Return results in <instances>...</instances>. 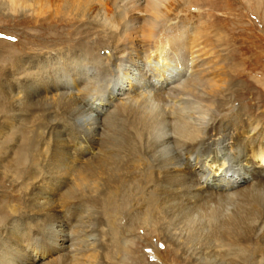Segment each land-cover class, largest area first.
Listing matches in <instances>:
<instances>
[{"label": "bare ground", "instance_id": "bare-ground-1", "mask_svg": "<svg viewBox=\"0 0 264 264\" xmlns=\"http://www.w3.org/2000/svg\"><path fill=\"white\" fill-rule=\"evenodd\" d=\"M195 1L0 0V16L54 22L43 44L62 47L13 63L11 108L44 119L54 144L39 164L0 156V177L17 182L12 165L33 181V218L0 227V264H36L47 251L50 264H121L140 230L163 234L189 264H264V168L252 161L264 162V117L234 106L243 74L225 54L205 56L210 15H191ZM77 22L99 28L104 46L57 30Z\"/></svg>", "mask_w": 264, "mask_h": 264}, {"label": "rangeland", "instance_id": "rangeland-1", "mask_svg": "<svg viewBox=\"0 0 264 264\" xmlns=\"http://www.w3.org/2000/svg\"><path fill=\"white\" fill-rule=\"evenodd\" d=\"M234 1L232 4L231 0H227V1L198 0L197 2L195 1V3L192 4L193 6L190 10V13L193 16L200 14V16L203 18H205V16L208 14L210 15L209 19H207V23L210 28L207 30L209 35L207 38L208 46L206 47L207 53H205V56H212L211 54L213 53L215 54L221 53V55L225 54L224 57L222 56V58L225 59L223 61L231 65H235V66L237 65L235 68L238 69L237 67H239L240 69L239 72L241 71L240 73L243 74V76L242 75L240 77L237 76L234 79V83L240 84L243 86V88H245L244 91L241 92V95L237 97L238 101L235 102L234 106L237 108V106L240 107L242 105L243 108H245L246 110H250L254 116L261 114L264 117V5L262 3L256 2L255 0H234ZM143 15L144 14H140L139 12L137 13L135 12L134 14V16H142V17ZM30 16L31 15L28 16V14L25 15L22 13L15 14L13 16L10 15L6 16V14L0 16V73H1L0 86L3 84L0 87V115H1L0 116V125H1L0 154L1 155L0 156L2 157L4 156L2 154L5 153L8 154L9 152H11L9 155L10 156L12 155L11 158L13 159L14 158L13 152L16 153L23 152L26 158L28 157L30 163L32 162L35 164H39V162H41L42 160L50 159V154L53 149L52 146L54 144V141L52 142L53 133H51L52 130L50 131V129H47L45 125H43L46 124L44 123V119L38 120L39 117L37 116V114L15 115V111H14L15 109L14 110L12 109L14 108L13 107L14 104L12 102L13 98H10L11 97L10 88L12 91V88L14 86V84L11 83L13 81L12 80L13 73L11 72L12 70H14L13 63L15 64V62L20 63L22 61H25L27 63L26 65L30 67L32 64H34L32 59H37L38 61L45 58V56L46 58L50 57L52 55H49V53L52 52V50L56 51L62 47L56 45L54 41L51 42L52 44L48 43L49 48L45 49L44 47L45 43L43 44V42L49 40V37L45 36V32H44L46 31L45 27L52 26L50 30L51 33H53L55 31V26H54L55 24L54 22L51 24L50 22L43 20L42 21L34 20L35 17L31 16L33 18L32 19ZM82 23L83 22H77L76 24L73 25V27H70V29L69 27H64L62 29L61 27H59L57 30L58 31L64 30V32L68 30V32H70L69 36L71 35L70 36L71 38L68 41L80 37L79 40L83 41V42L80 41L81 43H83L81 44V47L94 45L95 43L100 42V38L102 35L100 33L99 28L91 24L89 25L88 22H85L84 23L85 25L82 26ZM87 28L89 29L90 32L89 34H86V36H84V30ZM74 30L75 31L78 30V33L79 32L80 33L77 36H75L73 32ZM211 34L215 35L216 37L211 36ZM65 43L67 45V42ZM99 44H101L102 47L104 46L103 42H100ZM217 45H219V47H217ZM69 46L70 48H72L73 44L71 43L69 44ZM63 48L66 49L67 47H63ZM194 50L195 49L192 46L187 47V51L189 53L190 52L193 53ZM211 50L212 52L210 54L209 51ZM203 51L206 52L205 50ZM44 54L46 55L44 56ZM30 59L32 63H30ZM1 96L4 100L1 98ZM1 108H3L2 109L3 112L1 111ZM5 108H6V112H5ZM21 123H25V124H22L23 126H21ZM5 126L7 128H4ZM39 126L42 129L44 128L46 130L45 131L46 135L43 133L44 137L37 136L36 138L38 140L37 139L31 140L30 133L35 132V130H37ZM27 129L30 131H28ZM2 133H4L5 136H2L3 135ZM28 134L29 136H26ZM31 141L32 142L36 141L33 143V147L29 146L30 143H32ZM18 144H20L22 148L20 145L18 146ZM86 146L88 145L85 144L83 149L85 151H91V150H87L88 148ZM43 156L45 157L43 158ZM11 158L4 157L3 159H6L7 161H9L10 164H12ZM252 161L253 163L260 164V166L264 168V162L260 163L256 159H253ZM29 162L26 166L31 167L32 165ZM5 168L8 170L9 174L15 173L17 179L19 180L17 182L12 183L11 181H9V179H7V177H0V181H1L0 182V227L1 226L4 227V226H8L9 224L10 225L12 224L13 228L20 229L24 227V224L26 223L29 217L33 218L32 211L29 210V208L27 207L30 204L28 202L27 195H29V192L33 189V181L29 179L30 177L25 176V174L22 171L20 172L17 171V173L16 171L10 172L11 170H14L12 165ZM36 174H39V172ZM103 213H104L103 207L99 206L96 210L97 216L99 218L100 217L104 218L103 216H101L103 215ZM98 222H100V219ZM96 229L99 231L98 233L99 237L103 236L102 238H105V233H106L105 227L99 223L96 224ZM136 235L137 237H139V239L135 240L133 244L134 247L130 245L132 252L131 254H129V256L125 257L127 260H124V262L121 264H128V263L129 264H139V263L140 264H189L190 263L188 257L185 256L184 253H181V250H179V248L172 241L166 240L165 237L162 236L163 234L160 233L157 234V232H155L154 234L153 232L140 230L138 233L136 232ZM146 246H148V248H146ZM132 247L133 249L134 248L135 249L133 250ZM46 249L49 250V247H46ZM36 252L37 250L33 248L29 249L28 251L30 255L32 253L33 255H36ZM155 252H157V254ZM152 255H154V257L155 255H157V257L154 258ZM55 256L56 255H51V253L47 251L44 254L43 258H40V261L37 262L36 264L38 263L40 264L42 262L47 264L48 263L50 264V262L53 263L52 261L55 260L54 258ZM132 257H134V259H132ZM258 259L264 262V257L262 258L260 256ZM129 261L130 262L133 261V262L130 263ZM172 261L174 263H172ZM176 261L178 262L176 263Z\"/></svg>", "mask_w": 264, "mask_h": 264}]
</instances>
